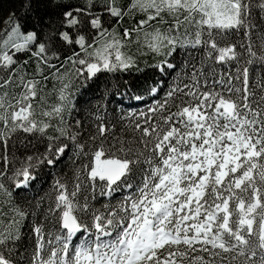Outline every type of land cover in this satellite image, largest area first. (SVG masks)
<instances>
[{"label": "snow or ice", "instance_id": "6c2138e0", "mask_svg": "<svg viewBox=\"0 0 264 264\" xmlns=\"http://www.w3.org/2000/svg\"><path fill=\"white\" fill-rule=\"evenodd\" d=\"M19 4L0 264H264V0Z\"/></svg>", "mask_w": 264, "mask_h": 264}, {"label": "trees", "instance_id": "16d2710c", "mask_svg": "<svg viewBox=\"0 0 264 264\" xmlns=\"http://www.w3.org/2000/svg\"><path fill=\"white\" fill-rule=\"evenodd\" d=\"M57 2V0H53V4L49 5L46 9L42 6L41 11H47L49 14H51L53 17L55 15L56 9L54 7V3ZM13 11H15L18 15H23V9L20 8L19 0H0V32H2L6 27L7 24L6 22L3 24V22L8 20V18L12 15ZM141 71H148L149 73L151 72V69H145L144 63L141 62L140 64ZM127 77V74H125ZM141 77V73L133 71L130 77H127V79L133 81L136 84L142 83V78L138 79ZM159 79V77H156ZM121 91H125L124 89H121ZM119 98V97H117ZM134 100H129L127 96L124 98V104L132 105L133 107H139L138 104H133ZM142 107V105H141ZM45 171H48L47 169Z\"/></svg>", "mask_w": 264, "mask_h": 264}, {"label": "rangeland", "instance_id": "374dc122", "mask_svg": "<svg viewBox=\"0 0 264 264\" xmlns=\"http://www.w3.org/2000/svg\"><path fill=\"white\" fill-rule=\"evenodd\" d=\"M6 22V19H5V21L3 22V24Z\"/></svg>", "mask_w": 264, "mask_h": 264}]
</instances>
